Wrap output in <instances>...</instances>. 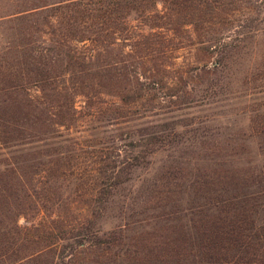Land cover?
Wrapping results in <instances>:
<instances>
[{
    "label": "rangeland",
    "instance_id": "374dc122",
    "mask_svg": "<svg viewBox=\"0 0 264 264\" xmlns=\"http://www.w3.org/2000/svg\"><path fill=\"white\" fill-rule=\"evenodd\" d=\"M263 161L264 0H0V264L168 255Z\"/></svg>",
    "mask_w": 264,
    "mask_h": 264
},
{
    "label": "trees",
    "instance_id": "16d2710c",
    "mask_svg": "<svg viewBox=\"0 0 264 264\" xmlns=\"http://www.w3.org/2000/svg\"><path fill=\"white\" fill-rule=\"evenodd\" d=\"M251 177L257 188L221 198L215 211L203 212L194 234L182 242L171 241L172 246L166 251L168 255L154 254L130 260L127 248L113 251L114 242L89 232L90 228L86 227L72 234L74 240L60 258L73 262L85 253L92 256L89 260L85 258L82 264H264V161ZM42 249L43 246L32 248L26 256ZM180 251L186 254L178 255Z\"/></svg>",
    "mask_w": 264,
    "mask_h": 264
}]
</instances>
